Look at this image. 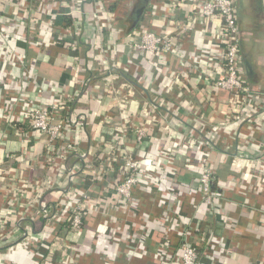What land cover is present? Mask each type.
<instances>
[{
	"label": "crops",
	"instance_id": "0c3cea01",
	"mask_svg": "<svg viewBox=\"0 0 264 264\" xmlns=\"http://www.w3.org/2000/svg\"><path fill=\"white\" fill-rule=\"evenodd\" d=\"M72 1L79 4L80 12L68 16L67 4ZM91 1L0 2V30L14 36H0V73L6 76V86L0 84V175L14 174L30 181L22 199L23 211L25 205L34 203L25 212L22 231L12 234L14 241L0 239V264H43L41 256L45 255L56 264L61 253L48 254L47 248L58 239L76 264H107L109 260L111 264H178L172 255H160L159 250L177 252L184 230L204 264H218L223 250L230 252L229 264H264V99L252 98L244 110L246 118L236 121L226 111V92L210 91L216 72L199 52L214 55L218 51L213 45L216 23L195 15L198 5L189 2L147 0L137 14V0H124L114 17L102 14L107 32L91 18ZM242 1L238 25L243 69L250 88L264 91V23L257 27L250 5L245 8L253 22L247 23ZM21 4L27 5L26 11ZM18 8L25 13L20 23L13 13ZM48 13L54 17L50 24ZM188 16L192 30L181 40L179 34L175 37L179 45L173 53L153 55L128 44L126 36L134 26L160 33L187 22ZM66 27H72V32ZM13 54L22 56L23 65L11 63ZM32 67L33 82L25 78ZM125 86L133 94L119 104L115 91L126 94ZM56 96L65 101L58 114L65 128L63 141L54 142L52 149L46 146V137L33 135L25 122L7 120L6 115L13 113L21 121L26 99L47 104ZM122 124L127 126L122 151L137 158L149 172L139 174L129 209L123 208L111 188V183L121 179L120 164L125 159L120 151L116 158L107 146ZM137 126L146 128L141 145L134 140ZM68 141L74 143L73 151L58 158ZM189 141L193 146L187 145ZM169 152L176 156L166 158ZM205 161L215 168L223 192L219 211L214 213L197 191ZM94 170V177L85 174ZM160 170L163 174L158 180ZM48 177L53 181L51 188L33 184H43ZM73 188L102 200L99 211L86 213L77 233L58 218L45 221L36 214L37 193L39 200L58 205ZM6 207L0 192V219L8 216ZM22 233L32 239L21 243ZM210 234L217 242L214 253L207 248Z\"/></svg>",
	"mask_w": 264,
	"mask_h": 264
},
{
	"label": "built area",
	"instance_id": "2783aa9c",
	"mask_svg": "<svg viewBox=\"0 0 264 264\" xmlns=\"http://www.w3.org/2000/svg\"><path fill=\"white\" fill-rule=\"evenodd\" d=\"M10 1V0H0ZM19 1V0H18ZM31 3H35L37 0H28ZM124 0H92L90 2V15L94 20L96 26L100 30H104L109 32V27L106 22L103 21L101 23L102 14L107 15L105 17H114L117 13L118 5ZM160 2V0H157ZM182 2H189L190 4L198 5L197 10L193 11L196 15L198 13L201 17H203L206 22L214 21L216 23V27L214 30L213 36V45L218 48V51L215 54H211L209 51H200L199 55L202 61H204L207 67H211L216 72L215 76L211 81L210 91L213 94H217L220 91L226 92L227 98L225 101L226 111L232 116L236 121H243V118H246L244 110L248 108L249 102L252 98H262L264 99V91H253L250 88V85L247 81L245 71L243 69V59L241 53V36L240 29L238 25V13L237 7L239 0H180ZM29 4V3H28ZM260 4L262 7L263 17H264V0H260ZM22 10L26 11L27 5H22ZM31 6V5H30ZM163 6V3H162ZM68 11L66 14L68 16L73 15L74 13H79V4L69 3L67 4ZM113 8V9H112ZM174 9V8H171ZM42 11H39V13ZM13 13L16 17V21L18 23L23 21L24 12L19 11L18 9H14ZM1 14H0V24H1ZM47 24L53 22L54 17L52 13H48ZM191 17H187V22L179 23L178 27L172 26L166 28L164 32H154L149 29H144L141 27H133L127 33L128 44L132 46L136 51L150 53L153 55H166L167 53L175 52V48L179 45L176 41L175 37L179 34L180 40L183 38L184 34L188 35L192 30L191 25ZM67 32H72V27H66ZM1 37H9L13 36L12 32L7 33L5 31L0 30ZM135 37H139V41H135ZM12 55H10L11 57ZM103 57V55H102ZM103 59H107L104 55ZM11 63L14 65L16 62L18 64H22V56L16 57L13 56L10 58ZM162 62H165L164 60ZM23 65V64H22ZM118 67V66H117ZM0 73V84L1 87L5 84L6 76ZM25 78L29 79V81H36L35 73L33 72V67L28 70ZM27 83V81L25 80ZM6 86V85H4ZM126 94H121L119 90L115 91L114 98L117 103L124 104L127 101L128 96L133 94V91L130 86H125ZM16 92V90H14ZM212 94V95H213ZM25 97V95H23ZM263 96V97H260ZM53 99L51 102L44 101H32L26 99L23 106L22 111L20 113L21 121L15 114H7L6 117L8 121L13 122L14 124L17 122H25L30 128L33 135L46 137L47 143L46 146L49 149L54 148L53 143L56 141H63V133L64 130V122L61 119H58V114L61 109L65 108V101L62 99ZM255 110H257L255 108ZM13 111V110H12ZM226 111L224 114H226ZM199 114L201 111H198ZM261 113V111H258ZM197 114V112H196ZM250 114V113H248ZM19 116V117H20ZM124 120L127 119V116H123ZM255 121H253L254 123ZM252 123V122H251ZM120 133L115 136V139L111 142L107 143L109 150H112V153L117 158L118 151L123 154V158L125 159L121 166V179L116 180L111 183V188L114 190L113 192L121 198V203L124 204V209L131 208V204L133 202V188L139 184V174L143 173L148 175L149 172L146 171L140 162L129 155L126 150L121 149V144L125 140V132L127 131V126L125 124L120 125ZM135 132V143L137 145L143 144L144 137L146 134V128L142 126H137L134 128ZM194 143L189 141L187 143L188 146H193ZM196 145H198L196 143ZM257 149H259L258 145L255 144ZM197 147V146H196ZM74 143L68 141L64 147L59 152L58 158H66L68 154L73 151ZM59 151V150H58ZM258 152V150H256ZM171 153V152H169ZM169 153L165 154L166 158H174L176 154L171 153L172 156H169ZM250 164H253L252 160H249ZM172 163V160H167V165ZM77 168L81 169L79 166ZM73 169L70 171L72 172ZM159 176L157 179L159 180L160 175L163 174V170L159 171ZM86 175L94 177L96 175V171L86 173ZM215 177V168L208 161H205L201 164L199 170V184H198V192L203 196V203L205 207L210 211L218 212L220 200L223 197V192L218 186V189L213 190L211 188V182ZM1 184L0 186L2 190H0L5 203L7 205V213L8 216L0 219V239H9V242H13L14 238L12 234L16 231H22V222L25 219V212L28 207H33L34 203L31 205H25L23 207L26 211L22 209V199L26 195V191L30 189L31 186L30 181H26L25 179L18 178L17 175H10L9 177H3L0 175ZM34 185H42L43 188H51L53 185L52 179L49 177L46 180H43V184L35 181ZM41 195L37 193L35 198H37L36 202L38 203L35 212L40 215L45 221H48L52 218H58L60 221L66 223L69 227V230L77 233L83 225L84 218L86 213L92 209L93 211H99L102 200L99 198H93L89 195L80 191V189L73 188L70 191L65 193V200H59V204H48L39 200ZM60 207L59 213L57 212V208ZM119 209H121L119 207ZM104 213V212H103ZM1 218V216H0ZM188 231L184 230L181 233L182 242L178 246V250L169 251L166 248L160 249V255H172L178 264H204L200 251L198 248L192 243L188 242L187 236ZM21 243H27L28 239H32L27 233H22L21 235ZM216 239L213 234H210L207 237V248L209 251L214 253V249L216 246ZM47 247V246H46ZM220 249V248H219ZM47 251L48 254H53V252H60L62 257L60 261L56 264H76L74 258H72L70 253L66 252V247L64 246L63 240L58 239L49 244ZM166 253V254H165ZM223 255V256H222ZM51 256V255H47ZM230 256V252L227 250H223L219 255L217 263L218 264H229L227 257ZM43 264H55L49 263L52 260L47 261L46 255L43 257ZM108 261V260H107ZM47 262V263H45ZM113 263L112 260H109L107 264Z\"/></svg>",
	"mask_w": 264,
	"mask_h": 264
},
{
	"label": "flooded vegetation",
	"instance_id": "af4514ba",
	"mask_svg": "<svg viewBox=\"0 0 264 264\" xmlns=\"http://www.w3.org/2000/svg\"><path fill=\"white\" fill-rule=\"evenodd\" d=\"M243 1L248 2V0H243ZM249 5H250L249 7H251V9L253 10L255 20H257L256 23L259 22L258 23L259 25L257 26L259 28V26H261L260 24L264 23V17H263V12L258 8V5H259L258 0L249 1ZM260 6H261V4H260ZM260 30H262L261 27H260Z\"/></svg>",
	"mask_w": 264,
	"mask_h": 264
},
{
	"label": "trees",
	"instance_id": "16d2710c",
	"mask_svg": "<svg viewBox=\"0 0 264 264\" xmlns=\"http://www.w3.org/2000/svg\"><path fill=\"white\" fill-rule=\"evenodd\" d=\"M249 1H251V0H249ZM146 2H147V0H137V2H136V6H135V9H136V13H137V11L140 9L139 7H141L142 5H145L146 4ZM260 0H258V8L262 11V7L260 6ZM211 188L213 189V190H217L218 189V181H216V177H213V180H212V182H211Z\"/></svg>",
	"mask_w": 264,
	"mask_h": 264
},
{
	"label": "rangeland",
	"instance_id": "374dc122",
	"mask_svg": "<svg viewBox=\"0 0 264 264\" xmlns=\"http://www.w3.org/2000/svg\"><path fill=\"white\" fill-rule=\"evenodd\" d=\"M240 1V0H239ZM240 4H242L243 6V10H244V12L246 13L245 15H246V17H245V19L247 18L248 20H247V23H252L253 21V17L250 15L251 13L249 12V10H247V8H245L246 6L248 7L249 6V2H247L246 1V3L244 2L243 3V1L240 3ZM238 7H239V3H238ZM238 7H237V13L239 12L240 14L239 15H241L242 14V10H239L238 11ZM239 17L240 16H238V20H239Z\"/></svg>",
	"mask_w": 264,
	"mask_h": 264
},
{
	"label": "water",
	"instance_id": "95a60500",
	"mask_svg": "<svg viewBox=\"0 0 264 264\" xmlns=\"http://www.w3.org/2000/svg\"><path fill=\"white\" fill-rule=\"evenodd\" d=\"M142 12V9H139L138 11H137V14H140Z\"/></svg>",
	"mask_w": 264,
	"mask_h": 264
}]
</instances>
